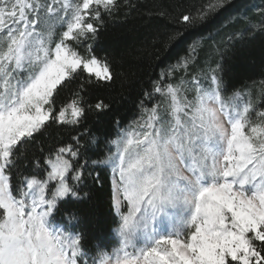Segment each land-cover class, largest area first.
<instances>
[{"label":"snow or ice","instance_id":"6c2138e0","mask_svg":"<svg viewBox=\"0 0 264 264\" xmlns=\"http://www.w3.org/2000/svg\"><path fill=\"white\" fill-rule=\"evenodd\" d=\"M230 4L203 0L181 20L196 27ZM118 7V0H0V264H264V110L228 94L217 69L205 73L207 84L185 79L198 41L145 93L147 101L160 94L167 107L141 101L147 118L122 129L110 141L115 150L93 161L113 174L119 221L110 251L90 253L82 230L53 224L60 202L81 198L78 147L50 154L45 177L13 184L26 143L50 123L80 124L92 107L79 91L58 106L66 81L84 74L88 83L113 81L91 44L88 55L77 46L95 40L103 14ZM258 13L259 21L249 20L253 35L264 33V7ZM177 69L178 83L169 82Z\"/></svg>","mask_w":264,"mask_h":264},{"label":"trees","instance_id":"16d2710c","mask_svg":"<svg viewBox=\"0 0 264 264\" xmlns=\"http://www.w3.org/2000/svg\"><path fill=\"white\" fill-rule=\"evenodd\" d=\"M202 2L118 0L117 10L111 15L103 14L96 39L85 40L77 46L81 54L88 55L87 46L91 44V55L111 65L113 81L88 83L87 74L66 81L68 86L61 93L58 106L69 102L79 91L86 108L92 105L86 116L78 125L50 123L20 149L23 155L14 173V185L25 175L45 177L50 170L45 159L59 147L79 148V157L73 163L84 166L85 178L77 185L81 198L60 202L53 224L69 231L75 227L82 230V243L90 253L95 254L99 249L110 251L117 245L111 169L93 161L104 159L113 151L110 141L122 129H134L133 122L141 120L142 115L145 118L147 114L141 108V101L149 108L160 102V110L165 109L164 97L156 93L147 101L145 93L152 92L162 72L187 55L190 44L198 41L197 54L189 61L186 80L193 75L201 77L204 66L209 65L217 69L216 74L228 94L239 92L242 101H251L256 108L264 110V33L256 31L253 35L249 29V20H260L258 9L264 7V0H231L230 5L206 23L187 27L181 17L193 14ZM177 32L183 34L169 40ZM182 71L177 69L169 82L178 83L177 77ZM97 101L108 105L107 110L98 112L94 107ZM74 138L79 140V145Z\"/></svg>","mask_w":264,"mask_h":264},{"label":"rangeland","instance_id":"374dc122","mask_svg":"<svg viewBox=\"0 0 264 264\" xmlns=\"http://www.w3.org/2000/svg\"><path fill=\"white\" fill-rule=\"evenodd\" d=\"M205 67V69L204 70H202V75H201V80L203 81V82H205V84H207V79H206V77H205V73H207L208 75H210L211 73H210V67H209V65H206V66H204ZM189 95H191V93H189ZM240 103L241 104H243V103H247V101H240ZM167 106L165 105V108H166ZM161 111H163V110H161ZM147 118V115L145 116V119ZM115 150V148H114V146H113V151ZM112 180H113V174H112V171H111V183H112ZM54 183V182H53ZM112 191H113V186H112ZM113 209H114V213H115V216H116V218H117V227H118V221H119V218H118V216H117V214H116V211H115V208H114V206H113ZM165 231H167V229L165 228L164 229ZM115 238H116V242H117V244H118V236H117V234H116V230H115Z\"/></svg>","mask_w":264,"mask_h":264}]
</instances>
